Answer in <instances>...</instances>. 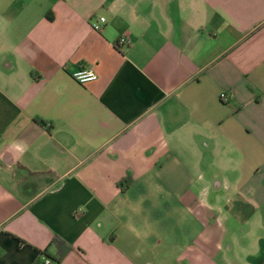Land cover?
Segmentation results:
<instances>
[{
  "label": "crops",
  "instance_id": "1",
  "mask_svg": "<svg viewBox=\"0 0 264 264\" xmlns=\"http://www.w3.org/2000/svg\"><path fill=\"white\" fill-rule=\"evenodd\" d=\"M54 234L58 264H264V0H0V264Z\"/></svg>",
  "mask_w": 264,
  "mask_h": 264
},
{
  "label": "built area",
  "instance_id": "2",
  "mask_svg": "<svg viewBox=\"0 0 264 264\" xmlns=\"http://www.w3.org/2000/svg\"><path fill=\"white\" fill-rule=\"evenodd\" d=\"M106 21V16L105 15H99L96 19H92L90 21V24L92 26V28L94 29H99L101 28V26L103 25V23ZM126 42H128V38L124 35H121L118 38V44H125ZM72 77L77 80L78 82L84 83L90 80H93L97 77V73L96 71L85 65V64H79L77 68H75L72 71ZM229 97L228 92H226L225 90H222L220 92V98H222V100H227ZM46 263H49V259H45Z\"/></svg>",
  "mask_w": 264,
  "mask_h": 264
},
{
  "label": "trees",
  "instance_id": "3",
  "mask_svg": "<svg viewBox=\"0 0 264 264\" xmlns=\"http://www.w3.org/2000/svg\"><path fill=\"white\" fill-rule=\"evenodd\" d=\"M40 122L43 123L44 121L40 119ZM52 242H54L58 246L59 249L58 254L53 258L54 260L51 263H50L51 261L50 258L47 257L45 259H49L50 264H58L59 261L63 258L64 254L70 248V244L66 243L64 239H62L58 234H54V236L52 237ZM49 263H46L45 260L43 262V264H49ZM35 264H42V263L36 262Z\"/></svg>",
  "mask_w": 264,
  "mask_h": 264
}]
</instances>
